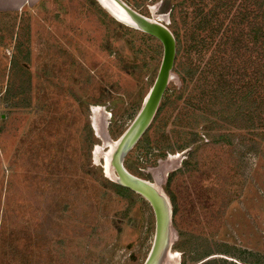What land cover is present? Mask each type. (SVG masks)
I'll list each match as a JSON object with an SVG mask.
<instances>
[{
    "label": "rangeland",
    "instance_id": "374dc122",
    "mask_svg": "<svg viewBox=\"0 0 264 264\" xmlns=\"http://www.w3.org/2000/svg\"><path fill=\"white\" fill-rule=\"evenodd\" d=\"M123 1L170 29L172 10L184 50L194 26L184 16L196 0L176 10ZM31 2L18 10L13 37L0 36V264H143L155 214L142 195L117 187L109 156L155 82L163 45L113 0ZM181 59L177 52L167 87L175 100L124 166L176 209L164 264H264V128L253 134L246 117L206 113L213 123L190 141L196 122L178 93Z\"/></svg>",
    "mask_w": 264,
    "mask_h": 264
},
{
    "label": "trees",
    "instance_id": "16d2710c",
    "mask_svg": "<svg viewBox=\"0 0 264 264\" xmlns=\"http://www.w3.org/2000/svg\"><path fill=\"white\" fill-rule=\"evenodd\" d=\"M127 1L140 8L146 0ZM224 1L196 0V11L186 13L184 16L185 21L194 24L193 33L187 40L184 50L178 31L173 25L174 12L171 13L172 10L170 12L171 29L176 42L178 41L177 52L182 53L180 68L175 70L182 81L178 93L181 95L185 92L189 107L183 109L189 110L187 113L195 114L196 123L190 127V134L193 137L190 141L199 138L200 131L197 130L199 127L203 126L202 129L208 130L205 125L213 123L204 119L203 114L206 113L215 114L216 118L220 119L225 113L232 111L237 121L238 119L244 121L246 117V121L252 126L253 134L264 128V0H254L249 4L240 3L242 6L238 10L235 5L236 2L239 4L237 0H227L225 4ZM163 4L175 10L181 6H188L187 0H164ZM210 4L213 5L209 6ZM235 11L242 12L240 18L238 15L233 17ZM184 57L189 61H184ZM9 90L7 88L5 92L9 93ZM175 98L174 93H170L168 88L155 119L168 102L170 100L173 102ZM146 134L147 132L144 135ZM147 138L143 141H147ZM168 138V136L164 138L166 139L164 145ZM164 145H161L160 149ZM166 147L172 148L171 145ZM117 187L124 188L120 185ZM175 212L174 208L173 216ZM210 255L208 253L200 259ZM210 259L201 264L216 262ZM228 261L232 260L222 259V262Z\"/></svg>",
    "mask_w": 264,
    "mask_h": 264
},
{
    "label": "water",
    "instance_id": "95a60500",
    "mask_svg": "<svg viewBox=\"0 0 264 264\" xmlns=\"http://www.w3.org/2000/svg\"><path fill=\"white\" fill-rule=\"evenodd\" d=\"M133 27L157 38L163 45V58L155 82L143 101L132 124L118 139L110 156L115 181L140 195L152 206L156 232L152 249L143 264H164L172 243V205L169 198L153 183L130 173L124 166V156L142 138L150 127L162 102L167 87L173 78L177 54L176 37L172 30L160 21L136 11L123 0H113Z\"/></svg>",
    "mask_w": 264,
    "mask_h": 264
},
{
    "label": "crops",
    "instance_id": "0c3cea01",
    "mask_svg": "<svg viewBox=\"0 0 264 264\" xmlns=\"http://www.w3.org/2000/svg\"><path fill=\"white\" fill-rule=\"evenodd\" d=\"M31 1L32 0H0V17L2 18V20H0L1 37H3L6 32L10 33L13 37L14 30L16 29L15 19L18 10L22 9L24 6L33 5Z\"/></svg>",
    "mask_w": 264,
    "mask_h": 264
},
{
    "label": "bare ground",
    "instance_id": "6f19581e",
    "mask_svg": "<svg viewBox=\"0 0 264 264\" xmlns=\"http://www.w3.org/2000/svg\"><path fill=\"white\" fill-rule=\"evenodd\" d=\"M110 2V1H109ZM114 4H116L115 2H114ZM117 5V4H116ZM118 6V5H117ZM119 7V6H118ZM125 16V15H124ZM95 129H96V131H97V135H99V133H98V127H95ZM114 148V147H113ZM113 148H112V150H113ZM112 150H111V152H112ZM110 157V156H109ZM110 159V158H109ZM105 171H107V169L105 170ZM109 171L110 172H112V174H113V171H112V168L110 167V160H109ZM113 176V175H112Z\"/></svg>",
    "mask_w": 264,
    "mask_h": 264
}]
</instances>
